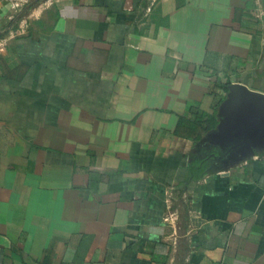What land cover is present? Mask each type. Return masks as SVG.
<instances>
[{"label":"crops","instance_id":"obj_1","mask_svg":"<svg viewBox=\"0 0 264 264\" xmlns=\"http://www.w3.org/2000/svg\"><path fill=\"white\" fill-rule=\"evenodd\" d=\"M234 83L264 95V0H0V264H264Z\"/></svg>","mask_w":264,"mask_h":264},{"label":"water","instance_id":"obj_2","mask_svg":"<svg viewBox=\"0 0 264 264\" xmlns=\"http://www.w3.org/2000/svg\"><path fill=\"white\" fill-rule=\"evenodd\" d=\"M226 89L225 99L217 109V125L211 136L219 148L225 145L237 149L229 155L236 159L235 154L246 156L251 147L264 145V95L235 83Z\"/></svg>","mask_w":264,"mask_h":264},{"label":"trees","instance_id":"obj_3","mask_svg":"<svg viewBox=\"0 0 264 264\" xmlns=\"http://www.w3.org/2000/svg\"><path fill=\"white\" fill-rule=\"evenodd\" d=\"M34 5L33 4H30L27 6V9H30L32 8ZM204 118V120L202 121L201 119ZM183 124V121L179 120L178 121V127H181ZM214 124H215V119L213 116H207V115H200V119H196L190 126H189V129L191 130H194L195 128H200L201 131H205V130H208V129H211L212 127H214ZM199 137V136H198ZM197 135L194 136L192 139L196 140L197 138ZM192 166H195V164H193ZM198 167V166H197ZM191 168V167H190Z\"/></svg>","mask_w":264,"mask_h":264},{"label":"built area","instance_id":"obj_4","mask_svg":"<svg viewBox=\"0 0 264 264\" xmlns=\"http://www.w3.org/2000/svg\"><path fill=\"white\" fill-rule=\"evenodd\" d=\"M168 195H169V193H168ZM169 197H170V195H169ZM169 197H168V200H167V205H169V203H170V198Z\"/></svg>","mask_w":264,"mask_h":264},{"label":"rangeland","instance_id":"obj_5","mask_svg":"<svg viewBox=\"0 0 264 264\" xmlns=\"http://www.w3.org/2000/svg\"><path fill=\"white\" fill-rule=\"evenodd\" d=\"M29 1L31 2V0H26V3H29ZM32 1H34V0H32ZM32 4V3H31ZM33 4H34V2H33Z\"/></svg>","mask_w":264,"mask_h":264}]
</instances>
